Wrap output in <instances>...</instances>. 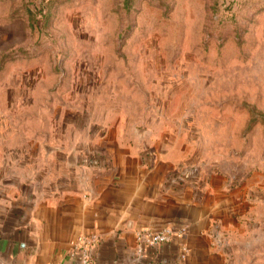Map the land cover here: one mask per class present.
<instances>
[{
	"label": "rangeland",
	"instance_id": "obj_1",
	"mask_svg": "<svg viewBox=\"0 0 264 264\" xmlns=\"http://www.w3.org/2000/svg\"><path fill=\"white\" fill-rule=\"evenodd\" d=\"M119 134L206 165L264 264V0H0V144Z\"/></svg>",
	"mask_w": 264,
	"mask_h": 264
},
{
	"label": "crops",
	"instance_id": "obj_2",
	"mask_svg": "<svg viewBox=\"0 0 264 264\" xmlns=\"http://www.w3.org/2000/svg\"><path fill=\"white\" fill-rule=\"evenodd\" d=\"M90 138L41 144L38 159L36 143L26 158L20 143L0 144V264H80L72 245L92 233L93 264H246L236 249L238 198L206 165L197 172L121 134ZM167 225L186 234L136 254L138 229Z\"/></svg>",
	"mask_w": 264,
	"mask_h": 264
},
{
	"label": "built area",
	"instance_id": "obj_3",
	"mask_svg": "<svg viewBox=\"0 0 264 264\" xmlns=\"http://www.w3.org/2000/svg\"><path fill=\"white\" fill-rule=\"evenodd\" d=\"M186 234V228L183 226H163L158 229L140 228L135 232L136 247L135 252L141 255L145 248L158 247L161 244L171 243L177 239L183 238ZM99 237L97 234H86L79 236L72 245L71 255L76 257L80 264H93L91 249L96 245ZM182 250L186 252V248ZM47 264H54L49 262ZM220 264H234L232 262H223Z\"/></svg>",
	"mask_w": 264,
	"mask_h": 264
},
{
	"label": "water",
	"instance_id": "obj_4",
	"mask_svg": "<svg viewBox=\"0 0 264 264\" xmlns=\"http://www.w3.org/2000/svg\"><path fill=\"white\" fill-rule=\"evenodd\" d=\"M47 151H48V147L46 146V148H45Z\"/></svg>",
	"mask_w": 264,
	"mask_h": 264
}]
</instances>
